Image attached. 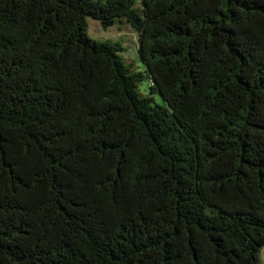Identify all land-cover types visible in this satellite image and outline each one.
<instances>
[{
    "label": "trees",
    "instance_id": "trees-1",
    "mask_svg": "<svg viewBox=\"0 0 264 264\" xmlns=\"http://www.w3.org/2000/svg\"><path fill=\"white\" fill-rule=\"evenodd\" d=\"M262 252L264 0H0V264Z\"/></svg>",
    "mask_w": 264,
    "mask_h": 264
},
{
    "label": "rangeland",
    "instance_id": "rangeland-1",
    "mask_svg": "<svg viewBox=\"0 0 264 264\" xmlns=\"http://www.w3.org/2000/svg\"><path fill=\"white\" fill-rule=\"evenodd\" d=\"M88 35L92 37V39L96 40H109V41H121L128 50L126 52V57L130 59H136L138 57L137 54V43L136 37L129 28L123 27L124 31H119L117 27L119 25H115L109 29L103 28L98 21L92 20V18L88 19ZM99 26V27H98ZM148 88V84L145 82L142 89L146 90ZM158 101L163 102L159 97ZM262 260L264 264V252H262Z\"/></svg>",
    "mask_w": 264,
    "mask_h": 264
}]
</instances>
